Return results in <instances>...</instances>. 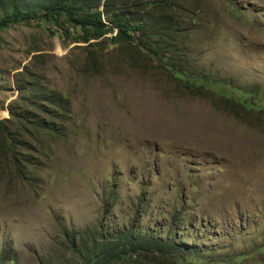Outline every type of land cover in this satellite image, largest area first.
Masks as SVG:
<instances>
[{"label": "rangeland", "instance_id": "rangeland-1", "mask_svg": "<svg viewBox=\"0 0 264 264\" xmlns=\"http://www.w3.org/2000/svg\"><path fill=\"white\" fill-rule=\"evenodd\" d=\"M103 1L85 0L100 10ZM172 4L188 29L176 43L181 66L204 74L208 92H189L160 62L115 43V30L82 43L62 18L0 32V252L9 264H83L69 239L84 231L169 241L185 256L169 264H264V0ZM19 114L32 121L21 128ZM2 132L19 141L11 151ZM117 253L118 263L165 264Z\"/></svg>", "mask_w": 264, "mask_h": 264}, {"label": "trees", "instance_id": "trees-1", "mask_svg": "<svg viewBox=\"0 0 264 264\" xmlns=\"http://www.w3.org/2000/svg\"><path fill=\"white\" fill-rule=\"evenodd\" d=\"M120 1L122 0H104L100 10L99 7L86 3L85 0H0V32L13 25L30 24L35 20H43L60 27L59 21L62 18L72 27L81 30L79 40L82 43H88L90 40L97 41L115 30L116 34L112 38L115 43L121 44L125 49L137 50L148 64L160 62L166 71L173 72L181 79L183 87L189 92H198L199 88L210 91V81L204 74L187 73L181 66L184 54L179 53L180 48L176 43L188 29L178 22L180 9L172 4V0H155L154 3H147L150 9L137 10L129 8L128 3H119ZM160 9L171 12L163 17L160 15L154 19L150 18L155 17ZM167 54L171 55L175 65L165 64L164 57ZM183 63L185 65V60ZM217 84L220 83L217 82ZM220 88L222 86H219V91ZM32 91L35 92L33 96L37 101L48 104L55 102L49 96V92H38L37 89ZM60 107L67 108V105L62 104ZM15 117L21 122V128L26 120L32 121L25 114ZM51 117H55L54 113ZM33 125L38 128L39 123ZM42 129L56 130L45 125ZM2 137L3 144L6 146L4 148L9 151L12 150L14 142L19 144V141L11 140L5 132H2ZM30 137L32 138V134ZM20 144L26 146L24 142ZM129 233L119 231V237L115 238L114 235L106 237L102 231L98 233L84 231L77 233V242L75 235L71 236L70 248L83 264H123L114 260L119 248L125 249L130 255L158 254L165 264L173 262L171 256H180V261L185 260L182 249L174 243L147 236L140 239L134 236L131 238L132 242L127 238ZM11 261V254L6 251L0 252V264H9Z\"/></svg>", "mask_w": 264, "mask_h": 264}]
</instances>
